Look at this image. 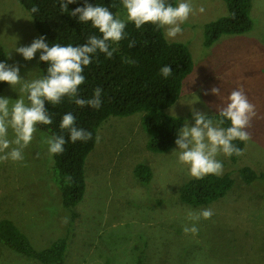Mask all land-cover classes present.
<instances>
[{
    "label": "rangeland",
    "instance_id": "rangeland-1",
    "mask_svg": "<svg viewBox=\"0 0 264 264\" xmlns=\"http://www.w3.org/2000/svg\"><path fill=\"white\" fill-rule=\"evenodd\" d=\"M190 2L194 14L181 25L183 33L168 40L186 43L195 67L184 81L181 97L167 112L194 125L192 108L214 114L234 89L243 88L256 106L247 129L251 139L236 163L223 154L217 157L223 173L230 172L234 179L232 188L207 205L184 202L180 188L191 177L177 164L173 150L178 146L163 153L149 150L151 135L142 122L144 112H137L110 116L99 127L101 140L85 164L84 198L69 209L54 178L55 159L41 143L51 134L37 127L23 162L0 163V220H12L35 248L68 238L65 264H264V180L246 183L239 170L251 164L264 172V132L253 134L264 131V0H253V30L225 34L210 47L204 45L205 26L226 16L228 6L224 0ZM118 14L122 17L124 9ZM39 37L19 0H0V42L7 55L12 53L10 64L19 63L26 80L43 75L40 52L28 61L14 50ZM213 87L220 88L219 97L211 94ZM0 97L19 98L9 85ZM139 163L152 168L149 183L136 174ZM209 208L214 212L211 219L196 223L198 234L186 235L184 226L192 224L187 213ZM0 264L43 263L0 241Z\"/></svg>",
    "mask_w": 264,
    "mask_h": 264
},
{
    "label": "trees",
    "instance_id": "trees-1",
    "mask_svg": "<svg viewBox=\"0 0 264 264\" xmlns=\"http://www.w3.org/2000/svg\"><path fill=\"white\" fill-rule=\"evenodd\" d=\"M228 6V14L205 26L204 45L212 46L225 34H244L253 30L255 23L252 17L253 0H224ZM29 11L35 27L41 36L46 37L50 45H81L87 36L99 35L98 30L92 29L91 24H81L78 17H72L60 12V0H19ZM93 5L99 4L110 8L115 15L123 8L121 0H87ZM174 6L178 0H168ZM85 0H77L69 4L70 11L82 7ZM36 5L40 11L33 14L30 10ZM112 5H116L113 7ZM126 38L121 40L118 50L111 59L99 54L92 64L85 68L86 81L80 86V96L91 98L94 90L100 87L102 91V105L99 109L90 106L77 107L64 98L56 106L46 105L52 114L51 125H38L42 131L51 135L60 133V122L64 114L72 112L76 118V126L92 133V139L87 142L70 140L64 146L62 154L54 156L56 170L54 178L62 192V202L66 208L73 209L84 198L87 181L85 164L88 155L95 148V138L99 127L110 116H129L137 112H144L143 125L150 133L148 148L154 152H168L176 144L178 130L184 125V118L167 112L181 97L185 79L193 72L195 63L192 52L184 42L169 41L163 30H157L151 24L136 29L133 23H128L125 29ZM129 41L136 45L129 48ZM7 51L0 42V62L7 61ZM136 61L134 65L124 63V59ZM171 65L173 73L168 78L160 74V69ZM43 74L47 65L40 61ZM8 86L0 83V92ZM214 120L219 119L218 112L208 114ZM223 127L230 126L225 121ZM66 139L68 134L64 133ZM237 147L245 151L246 142L236 140ZM243 151V153H244ZM242 155L231 156L237 162ZM242 179L252 183L257 179L264 180V172H258L250 165L240 169ZM136 174L146 183L153 177V170L149 165L139 163L135 168ZM234 179L230 172L221 175H207L203 179L191 178L180 188L181 199L191 205H207L214 202L232 188ZM77 212H72L75 221ZM0 241L29 257L36 258L43 264H65L68 238L57 239L45 249L33 246L28 236L10 219L0 220Z\"/></svg>",
    "mask_w": 264,
    "mask_h": 264
},
{
    "label": "clouds",
    "instance_id": "clouds-1",
    "mask_svg": "<svg viewBox=\"0 0 264 264\" xmlns=\"http://www.w3.org/2000/svg\"><path fill=\"white\" fill-rule=\"evenodd\" d=\"M77 0H60V12L72 17H78L81 24H91L99 35L87 36L86 42L73 46L59 43H46V37L34 39L30 46L15 48V52L31 61L36 53L40 52V61L47 65L45 73L39 78L26 80L20 75V65L0 62V83H7L12 90L18 93L17 99L0 97V163L23 162L24 151L29 147L37 132L38 125H51L52 114L46 105L56 106L64 98L74 103L77 107L90 106L99 109L102 105V89L97 87L91 98L80 96V86L85 83V68L89 67L93 59L104 54L111 59L118 50L119 42L126 38L125 29L128 23H133L136 29H141L146 24L163 30L166 39H175L183 33L181 25L194 14L190 0H178L174 6L168 0H121L124 14H113L109 7L93 5L85 0L82 7L70 11L69 4ZM116 7V5H112ZM38 14L40 9L33 5L30 10ZM205 11L203 6L198 9ZM136 45L129 41V48ZM12 53L8 54L11 59ZM124 59V63L134 65L136 61ZM173 73L171 65L160 69V74L168 78ZM19 86V88H17ZM220 88L213 87L211 94L220 96ZM208 94V92H205ZM256 106L251 103L243 88L234 89L226 99L225 105L218 109L219 119L214 120L206 112L192 108L194 125L185 121L178 130L175 144L177 149V164L187 169L191 178L203 179L207 175H221L223 163L217 159L220 154L226 157L243 155V149L233 142L236 140L247 142L251 139L247 131L251 121L256 116ZM225 121L230 126L222 127ZM60 133L41 138V143L47 145L50 157L62 154L64 146L69 140L87 142L92 139V133L76 126V118L72 112L63 115L59 125ZM68 134L66 139L64 133ZM101 140L96 136L95 142ZM214 215L212 209H201L198 213L189 211L187 218L191 226L185 225L184 233L196 235L199 229L196 226L201 219L209 220ZM68 218H64V223Z\"/></svg>",
    "mask_w": 264,
    "mask_h": 264
},
{
    "label": "crops",
    "instance_id": "crops-1",
    "mask_svg": "<svg viewBox=\"0 0 264 264\" xmlns=\"http://www.w3.org/2000/svg\"><path fill=\"white\" fill-rule=\"evenodd\" d=\"M262 132H264V131H258V132H254L253 134L254 135H261L262 134ZM247 146V145H246ZM245 149H246V147H245ZM245 152V151H244ZM246 165H248V164H246ZM250 166H252L253 167V165H251V164H249Z\"/></svg>",
    "mask_w": 264,
    "mask_h": 264
}]
</instances>
